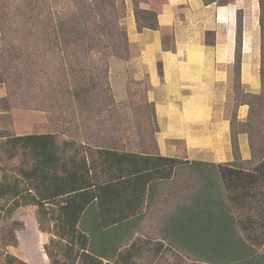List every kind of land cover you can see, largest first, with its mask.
<instances>
[{
	"label": "rangeland",
	"instance_id": "obj_1",
	"mask_svg": "<svg viewBox=\"0 0 264 264\" xmlns=\"http://www.w3.org/2000/svg\"><path fill=\"white\" fill-rule=\"evenodd\" d=\"M112 1L102 8L94 0H0V183L3 177L16 181L22 196L33 191L19 170L33 163L22 150L12 151L6 136L53 135L60 156L91 163L97 182L105 177L98 150L156 154L151 104L143 95L144 85L128 77L125 0ZM85 36L93 41L91 51ZM236 163L254 171L255 163ZM177 169L143 207L130 264H214L161 238L164 218L199 185L188 166ZM258 175L247 187L246 206L236 212L252 220L250 227L264 217V175ZM57 211L51 203L38 211L36 205L16 206L12 198L0 199V264H65L66 242L56 236ZM246 240L264 254V223Z\"/></svg>",
	"mask_w": 264,
	"mask_h": 264
},
{
	"label": "trees",
	"instance_id": "obj_2",
	"mask_svg": "<svg viewBox=\"0 0 264 264\" xmlns=\"http://www.w3.org/2000/svg\"><path fill=\"white\" fill-rule=\"evenodd\" d=\"M94 2L104 8L113 1ZM259 4L264 40V0H259ZM79 8L82 11L85 6ZM91 9V6L85 9L84 23ZM134 16L138 30L158 29L156 12L135 9ZM110 23L111 20L106 21L103 30ZM72 30L76 35L74 27ZM92 42H88L85 36L84 43L88 51L93 50ZM240 46L239 18L236 30L234 100L235 107L248 104L249 115L245 121H239L235 114L231 116L233 161L216 166L146 153L101 149L98 150L100 173H104L105 177L97 182L93 178L94 166L91 163L87 164L83 158L75 160L60 156L53 135L6 136L5 143L9 144L12 151L20 149L32 160L30 168H21L19 172L30 184L33 195L22 196L16 181H7L3 177L0 199L12 198L16 206L36 205L38 211L42 210L45 203L56 205V236L66 242L65 264H130L131 252L134 250L133 236L143 217V207L146 209L153 201L155 186L159 180H170L177 168L188 166L199 177L198 188L184 205L175 207L166 216L162 232L160 230L161 238L204 262L264 264V254L246 240L264 223V217L262 223L260 221L255 227H250L252 220L242 219L236 213L246 206L244 201L249 195L247 187L258 179V174L264 175V60L260 70L263 85L261 95L244 93L238 80ZM240 134L248 137L251 154L248 161L241 160L238 146ZM236 162L255 163L254 171H244L236 166ZM20 197L21 201H18ZM122 247L126 250L122 251ZM49 256L52 257V254L49 253Z\"/></svg>",
	"mask_w": 264,
	"mask_h": 264
},
{
	"label": "crops",
	"instance_id": "obj_3",
	"mask_svg": "<svg viewBox=\"0 0 264 264\" xmlns=\"http://www.w3.org/2000/svg\"><path fill=\"white\" fill-rule=\"evenodd\" d=\"M125 6L128 77L144 85L143 95L151 104L152 155L216 166L233 161L231 116L245 121L249 115V105L235 107L234 100L239 18V84L251 95H261L263 89L259 0H125ZM135 9L156 12L158 29L138 30ZM122 69L126 80L125 66ZM238 146L241 160H250L246 134L238 135Z\"/></svg>",
	"mask_w": 264,
	"mask_h": 264
}]
</instances>
